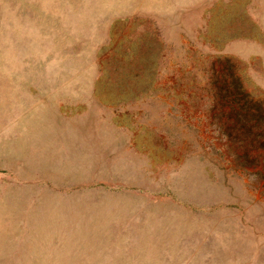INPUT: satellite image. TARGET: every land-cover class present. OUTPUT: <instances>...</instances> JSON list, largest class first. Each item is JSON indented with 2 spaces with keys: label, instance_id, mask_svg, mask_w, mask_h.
Wrapping results in <instances>:
<instances>
[{
  "label": "rangeland",
  "instance_id": "rangeland-1",
  "mask_svg": "<svg viewBox=\"0 0 264 264\" xmlns=\"http://www.w3.org/2000/svg\"><path fill=\"white\" fill-rule=\"evenodd\" d=\"M259 111L264 0H0V264H264Z\"/></svg>",
  "mask_w": 264,
  "mask_h": 264
},
{
  "label": "trees",
  "instance_id": "trees-1",
  "mask_svg": "<svg viewBox=\"0 0 264 264\" xmlns=\"http://www.w3.org/2000/svg\"><path fill=\"white\" fill-rule=\"evenodd\" d=\"M225 81V80H224ZM218 82H221V81H218ZM231 86H232V88H234V89H236V91H238L239 93H243V95H242V97L245 99V101L248 99H250V97H249V94H244V92L242 91V90H240V85H239V83H238V81L237 80H233V82H232V84H231ZM236 116L238 117V119H239V122H240V126L242 125H244V124H246L247 123V119H246V115H244L243 113H241V112H237V114H236ZM253 116V118H251V120H255V123H257V122H262V123H264V114L263 113H261L260 111H259V113L256 115V117L254 116V115H252ZM246 126V125H245ZM252 127V126H251ZM263 131H264V129H263ZM221 133L223 134V135H226V136H232V134H230V132H229V130H223L222 129V131H221ZM242 132H236V134L235 133H233V134H235L234 135V137L232 138L233 140H236V141H238V142H240L241 141V139H240V137H239V134H241ZM259 134H261V132H259ZM263 144V143H262ZM243 158L245 159L246 158V160H248V156L247 155H244L243 156Z\"/></svg>",
  "mask_w": 264,
  "mask_h": 264
}]
</instances>
